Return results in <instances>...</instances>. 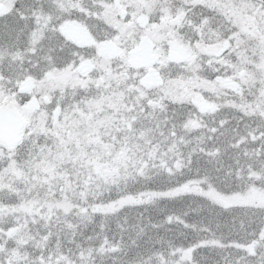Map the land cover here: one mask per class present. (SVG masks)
Masks as SVG:
<instances>
[{
    "label": "snow or ice",
    "instance_id": "obj_1",
    "mask_svg": "<svg viewBox=\"0 0 264 264\" xmlns=\"http://www.w3.org/2000/svg\"><path fill=\"white\" fill-rule=\"evenodd\" d=\"M0 264H264V0H0Z\"/></svg>",
    "mask_w": 264,
    "mask_h": 264
}]
</instances>
